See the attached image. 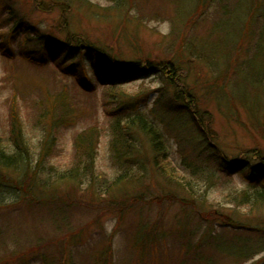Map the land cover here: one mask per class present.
<instances>
[{"label":"trees","instance_id":"trees-1","mask_svg":"<svg viewBox=\"0 0 264 264\" xmlns=\"http://www.w3.org/2000/svg\"><path fill=\"white\" fill-rule=\"evenodd\" d=\"M35 1L31 7L27 6L28 10L32 11L28 14L18 9L15 0H0L4 13L2 20L0 17V54L7 66L1 83L3 86H10L11 95L8 102H12L14 107L10 121V146L5 145L0 138V209L24 206L29 210L38 207L49 210L56 235L52 239H46L47 241L39 239L37 248L22 251L21 254L16 251L15 256L0 264H14L20 259H23V264H31L30 261L27 262L30 255H34L33 259L37 257L39 264H79L76 259H82L79 250L82 242L78 244L77 240L82 237V232L87 231L88 226L73 232L66 218L61 219L58 215L62 212L65 214L68 212L67 208H72L75 204L72 193L87 184L96 187V184L98 186L106 183L96 180L94 164L101 135L96 118L99 103L102 104L103 115L108 122L106 130L110 133V152L114 165L120 170H130L138 164V169L141 170L139 159H144L152 164L157 176L165 181L161 191L171 190L163 194L159 190L161 195L146 201L144 194L132 197L128 192L123 193L122 181L109 184L105 193L102 194L103 190H99V197L106 199L112 194L119 197H111L116 204L106 203L103 207L106 208L105 212L100 208V218L125 209L134 210V206L141 203L152 204L160 201L161 197L170 204L188 210L185 213L188 214V220L175 217L166 221L165 215H161L150 225L144 224L143 229L141 225H136L135 230L131 232L129 243L132 250L130 253L134 254V257L136 255V259L126 264H150L147 261L148 253L152 251L158 254L155 256L160 259V264H218L216 256L218 253L223 254L225 251L222 248L229 246L231 241L226 243L221 240L218 247L211 246L218 240L216 233L213 230L207 231L206 227V232L199 236L200 228L206 226L203 222L210 214L200 204H196L200 202L201 195L197 194L196 190L191 192L192 184L186 181L190 179L192 182L197 171L202 176H208L204 177L205 179L212 177L213 180L217 177V172L211 173L210 169L215 166L220 176L229 180L236 176L242 180L245 189L237 199H240L244 206L264 209V152L257 150L253 152L252 157L243 153L245 157L234 159L222 155L211 136L210 114L207 107L201 104L203 99L209 104L210 99L217 109H222L223 112L226 105V118L239 116L237 113L240 108L254 119L264 114V0H176L177 20L192 34L187 35L181 40V44L175 47L172 58L158 61H125L106 46L99 48L88 39L89 37L74 33L69 26L71 12L77 4H89L86 0ZM112 1L117 6L114 12L123 15L128 13L130 6L135 2ZM180 5L182 13L178 11ZM54 11H58L59 16L51 20L53 25L49 29H44L32 19V15L37 12L50 17V12ZM152 14L155 15V12ZM211 17L214 19L204 33L206 35L199 36L196 28L203 26ZM22 40L33 50L28 49L21 53L18 55L21 60H18L15 59L16 55L10 46L13 41ZM191 60L204 65L212 73L223 70L224 74L220 75L219 79L207 82L206 86V81L202 85L196 81L190 83L189 71L184 69L183 65ZM50 67L55 70L53 76L59 77L61 88L58 87L52 100L43 105L45 110L36 122V127L43 136L39 142L40 155L33 165L35 156L33 152L30 154L31 144L25 137L21 121L17 124L20 117L14 104L22 106L31 101L33 104L28 106L36 107L30 90H44V73L50 74L47 73ZM146 76L160 81V96L154 108L147 113L141 109V102L146 101L143 99V91L140 92L142 94L132 96L128 93L130 84H135ZM201 91L205 92L204 96L200 94ZM165 98L168 100L165 101ZM37 106L40 108L42 105L40 103ZM168 107L173 109L175 118L180 117V121L174 119V123H171L167 119L170 112L166 110ZM86 115L89 125L74 139L71 166L65 171L50 167V162L47 161L58 152L57 131L63 126L75 125L84 118L86 123ZM186 125L195 129L197 141L203 145L202 151H206L201 153L198 165L184 163L181 166L184 169L182 173L169 163L170 153L163 128L167 130L173 126L178 130ZM260 127L263 125L260 124ZM191 146L185 147L181 144L180 153L191 149ZM207 152H211L209 159L203 156ZM186 159L188 160V157L184 160ZM136 172L132 175L136 176ZM185 174H190V178ZM61 185L70 191L63 194L64 188H60ZM182 190L192 194L190 200L178 196V191ZM8 199L9 204L6 203ZM216 221H211V225ZM225 225L231 226L237 233L238 229L245 227L233 221L225 222ZM250 232H255L259 238L253 241L251 238H240L241 241H237L232 252L235 264H240L243 260L250 261L258 254L264 253V231L255 228L250 229ZM196 234L198 237L207 238L208 242L200 240L193 243L192 238ZM168 238L182 240L184 245L179 249L177 260L172 259L169 262V258L164 262L159 254L165 257L164 248L167 247ZM259 242H262V245ZM101 246L104 245L91 250L94 254L91 252L88 260L91 264H112L110 247ZM51 247L54 253H46L45 249Z\"/></svg>","mask_w":264,"mask_h":264},{"label":"rangeland","instance_id":"rangeland-1","mask_svg":"<svg viewBox=\"0 0 264 264\" xmlns=\"http://www.w3.org/2000/svg\"><path fill=\"white\" fill-rule=\"evenodd\" d=\"M15 1L16 6L19 7L18 9L28 14L32 11H29L27 6L31 7V5L36 3L35 0ZM86 1H88L89 4L85 2L77 4L74 11L71 12V20L69 19L70 28L74 33H80L89 37L88 39L97 47L101 48L106 46L108 49L113 50V54H116L125 61L140 59L143 61L147 59L151 61L169 60L173 57L175 47L181 44V40L187 35L192 34L190 32L188 33L183 23L177 20L176 0H134L135 2L130 6L126 15L114 12L117 6L112 0ZM181 1L186 0H180V2ZM0 11L2 20V14L4 15V13L1 7ZM178 11L181 13L183 12L181 5ZM153 12H155V15L152 14ZM58 16V11L50 12V17H46L42 13L37 12L35 15H32V19L36 23H40L44 29H49L53 25L51 20ZM213 19L214 18L211 17L203 26L196 28V33L202 37L206 35L204 33L208 29V25L211 26ZM61 21H63V19ZM66 26L65 24L64 27ZM10 47L16 55L15 59L18 60H21V58H18V55L26 52L28 49L33 50L24 40L19 42L13 41ZM187 62L188 63H184L183 67L189 71L188 76L190 77L188 80L190 83L196 81L202 85V83L206 81V86L207 82H212L216 78L219 79L220 75L224 74L223 70L212 73L211 70L202 64L192 60L190 61L191 63L189 61ZM5 70H7V66L0 54V138L5 145L10 146V121L12 116L11 112L14 107L12 106L13 104H11L12 102H8L11 95L10 86H3L4 84L1 83V78L6 75ZM47 73L50 74L44 73L46 79V82H44L45 92L44 90H30V93H33V98L37 105L40 103L42 106L46 105V103L50 102L55 96V93L58 91L57 88H61L59 85V77L53 76L55 73L54 68L50 67ZM233 75L230 76L231 79ZM31 76L34 78L33 75ZM20 83L23 82L21 81ZM159 87L160 81L158 79L146 76L135 82V84H130L128 86V93L132 96L142 94L140 92L143 91V99L146 101L144 102L145 104L143 101L141 102V104H143L141 109L147 113L154 108L160 96ZM101 93L100 91V94ZM72 94L74 95V93ZM200 94L204 96L205 92L201 91ZM43 96H45V98ZM203 96L201 98H203ZM166 100H168V98H165V101ZM209 102L208 104L203 99L201 104L203 107H207L210 114L209 118L211 121L209 125L212 129L211 136L215 139L214 143L218 145L219 152L222 155L234 159L239 156L245 157L243 153L252 157L254 154L253 152L257 150L264 152V114L254 119L240 108V112L238 111L237 113L239 116H236V118H226V105L223 107V112L222 109L219 111L210 99ZM31 104H33V102L29 101L26 105L22 104L21 106L19 104H14V106L15 108L17 107V114H19L20 117L17 119V124L21 121L20 123H22L24 128L25 137L30 141V154L32 152L34 153L35 159L33 165H35L40 155L39 142L43 136V134L38 131L36 122L45 110V107L41 106L39 108L37 105L36 107L33 105L31 107L28 106ZM83 104L88 105L87 103ZM166 110L170 111L167 115V119L171 123H174V119L180 121V117L175 118L173 109L168 107ZM97 111L96 118L99 121L101 135L98 149L95 154L96 160L94 164L97 172L96 180H99L98 182L105 181L107 184L103 182L102 184H98V186L96 184V187H91L88 184L85 185L76 193H72L71 197H73L75 201V204L71 206L72 208H67L68 212H65V214H63V212L62 214L59 212L57 213H59L58 216L61 219L66 218L71 228L70 230L73 232L83 230L88 226L87 231L82 232V234H80L82 237L78 238L79 241L77 240L78 244L82 242L79 247L82 253V259L81 257L76 259L79 264H91L88 260L90 253L92 252L94 254L91 250L99 245H104L101 247L106 248L110 247L113 258L112 264H126L128 261L136 259V255L134 257V254L130 253L132 250L129 244L131 232L135 230L136 225H141L143 229L144 224L150 225L161 215H165L166 221L175 217L188 220V214H185L188 210L185 211L179 205L170 204L161 197L159 198L160 201H155L152 204L144 205L141 203L134 206V210L125 209L117 214L114 213L100 218L102 210L103 212L106 211V208L103 209L106 203L116 204L111 197H119L117 194H112L111 197L107 195L108 197L106 199L99 197L98 193H100L101 190H103L102 194L105 193L109 184L122 181L123 193L128 192L132 197L144 194L145 200L150 201L154 196L161 195L159 190L161 191V187L165 184V181L157 176L156 170L152 164L144 159H139V163L142 165L141 170L138 169L137 163V166L134 164L136 167L130 170H120L114 165L110 152V133L106 130L108 122L103 115L101 103L98 104ZM85 121L86 119L84 118L83 121L79 120L75 125L63 126L57 131L58 152L54 154L55 156L52 157L51 160L47 161L50 162V167H53L57 171H65L71 166L74 139L85 129L86 125H89L88 116L86 123ZM256 123L262 124L263 127H260V124L256 126ZM163 129L170 153L169 163L182 173H184V169L181 166L184 163L190 164L191 162L193 165H198V160L201 159V153L203 154L206 150L202 151L204 147L197 141L198 138L195 129L188 127V125L178 130H176V127L173 128V126L168 127L167 130L165 128ZM181 144L185 147L187 145L193 146H191V149L184 150L180 153L179 147ZM203 156L209 159L211 157V152H207ZM185 157H188V160H184ZM188 170L191 174V170ZM135 171H137L136 176H134L135 174L132 175ZM210 172L214 174L217 172V177L213 180H211L212 177L209 178L210 180L205 179L204 177L208 178V176H202L197 171V175L192 179V182L190 179L186 181L189 182L190 185L192 184V189L189 187L191 192L196 190L197 194L201 195L199 199L200 202H196V204H200V206L210 214L209 217L207 216L208 218H206V220L204 219L203 225L205 224L206 226L200 228L198 234L202 236V234L206 232V228H208L207 231L210 232L213 230L218 240H215L213 244H211V246L214 247H218V242L221 240H225L226 243L227 241H231V243H228L229 246L226 245L227 247L222 248L225 252L223 254L218 253L216 259L218 264H235L232 252L234 251V246L237 241L240 238H246V240L251 238V241L255 240V238H259L258 234L250 232V229L258 228L264 231V209L251 208L250 206L246 207L241 203L242 201L240 199H237V196H240L241 191L245 189V185L239 177L234 176V180L224 178L218 174L219 171L216 170L215 166L210 169ZM190 174H185V176L190 178ZM130 178H132V180ZM208 182L210 186H208ZM62 187L63 185H61L60 188ZM63 188V194H67L70 191L65 187ZM169 191L171 190L164 189L161 193H168ZM178 194L179 197H186L187 199L192 197V194L190 195L183 190L178 191ZM191 201L193 202V200ZM6 203L9 204L10 200H6ZM100 208H102V210ZM139 209L141 211H139ZM189 210L191 209L189 208ZM189 216L192 217L191 215ZM51 217L52 214L49 210L40 207L30 210L24 206L16 207L15 209H6L5 207L0 209V263L6 262L12 256H15L16 251L21 254L22 251L26 252L27 250L37 248L39 239L45 241L52 239L56 235V230L52 222L53 218ZM215 220L222 223V225L217 221L211 225V221ZM232 221L245 227L238 229L239 233H237L235 230H232L231 226L225 225V222L231 223ZM210 225L211 229L209 230ZM200 240L204 241V243L208 242L207 238L198 237L197 234L192 238L193 243ZM167 241V247L164 248L165 257H163L162 254L159 255H161L164 262L169 258V262H171L172 259L177 260L180 253L179 249L184 245V241H177L176 238H168ZM84 242L86 243L84 244ZM197 243H195V245ZM259 243L262 245V242ZM207 246L209 245L207 244ZM45 250L48 254L54 253L52 247ZM164 250H162V252ZM133 252L138 254L135 250H133ZM155 255L153 251L148 253V263H161L160 259L156 258L158 254ZM33 258L34 255H30L27 262L30 261L31 264H39L38 258ZM23 263V259H20L14 264ZM240 264H264V253L258 254L250 261L245 262L243 260Z\"/></svg>","mask_w":264,"mask_h":264}]
</instances>
